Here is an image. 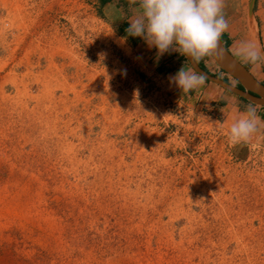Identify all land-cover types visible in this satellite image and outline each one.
Wrapping results in <instances>:
<instances>
[{
	"label": "rangeland",
	"instance_id": "374dc122",
	"mask_svg": "<svg viewBox=\"0 0 264 264\" xmlns=\"http://www.w3.org/2000/svg\"><path fill=\"white\" fill-rule=\"evenodd\" d=\"M250 1L221 39L264 85L234 54ZM215 87L232 102L179 98L92 0H0V264H264V128L228 143L263 108Z\"/></svg>",
	"mask_w": 264,
	"mask_h": 264
},
{
	"label": "clouds",
	"instance_id": "9594fccd",
	"mask_svg": "<svg viewBox=\"0 0 264 264\" xmlns=\"http://www.w3.org/2000/svg\"><path fill=\"white\" fill-rule=\"evenodd\" d=\"M136 5L128 19L127 35L142 38L157 54L169 50L187 55L194 62L214 54L228 24L222 14L224 0H129ZM254 67L264 64V49L252 41L242 40L234 51ZM205 75L183 65L170 77L183 93L198 89ZM217 123V122H216ZM223 123V122H219ZM264 128L256 109L249 105L240 111L238 106L228 129V143H248Z\"/></svg>",
	"mask_w": 264,
	"mask_h": 264
},
{
	"label": "crops",
	"instance_id": "0c3cea01",
	"mask_svg": "<svg viewBox=\"0 0 264 264\" xmlns=\"http://www.w3.org/2000/svg\"><path fill=\"white\" fill-rule=\"evenodd\" d=\"M92 1L93 4L98 7L103 19L113 28L117 37L121 39L135 53L138 59L144 63L146 70L152 76L163 79L165 85L171 88L179 98L181 97L182 99H192L196 101L200 99L202 102H205L212 97L217 96V100L223 101L225 106L232 102L230 97L220 91H217V87H215L218 85L217 83L207 78L205 79V82L202 86H200L198 89L191 90L188 93H183L178 87L175 86L174 83L170 81V77L173 76L182 65L185 68L193 69L197 73L200 72L194 68L187 55H180L176 51L169 50L168 52L158 56L156 48H150L142 38H133L127 35L126 29L128 28V19L132 15L133 8L137 7L136 5L130 4L129 0ZM221 41L223 42L222 39ZM224 43L225 42H223V44ZM239 62L245 67L241 61ZM195 63L204 72L218 78L215 72L211 69L213 66L217 67V63H215V60L211 55L206 56ZM211 84L216 85L212 86ZM262 108L263 109L258 111L257 115L261 121H264V107Z\"/></svg>",
	"mask_w": 264,
	"mask_h": 264
},
{
	"label": "water",
	"instance_id": "95a60500",
	"mask_svg": "<svg viewBox=\"0 0 264 264\" xmlns=\"http://www.w3.org/2000/svg\"><path fill=\"white\" fill-rule=\"evenodd\" d=\"M256 0H251L249 5V13L253 15ZM258 46L263 49L261 38L257 34ZM219 68L227 73L229 76L237 80L242 87L231 85L229 82L224 81L209 75L198 67V65L190 58V62L194 68L205 75V77L228 91L238 95L239 97L254 103L260 107H264V85L259 82L252 73L246 69L234 56L228 51L221 39L218 42L217 51L211 55Z\"/></svg>",
	"mask_w": 264,
	"mask_h": 264
},
{
	"label": "bare ground",
	"instance_id": "6f19581e",
	"mask_svg": "<svg viewBox=\"0 0 264 264\" xmlns=\"http://www.w3.org/2000/svg\"><path fill=\"white\" fill-rule=\"evenodd\" d=\"M244 14H245L246 19H247L248 28H249L250 32H252L250 36L253 37V30H254V27H255V32H254V33H255V35H256V37H257L256 23L251 19L250 15H248V11H247V10L245 11ZM263 37H264V34H263ZM255 40H256V44L258 45V41H257V39H255ZM254 42H255V41H254ZM253 76H254V75H253Z\"/></svg>",
	"mask_w": 264,
	"mask_h": 264
},
{
	"label": "flooded vegetation",
	"instance_id": "af4514ba",
	"mask_svg": "<svg viewBox=\"0 0 264 264\" xmlns=\"http://www.w3.org/2000/svg\"><path fill=\"white\" fill-rule=\"evenodd\" d=\"M239 84V83H238ZM238 87L242 88L240 85H238Z\"/></svg>",
	"mask_w": 264,
	"mask_h": 264
},
{
	"label": "trees",
	"instance_id": "16d2710c",
	"mask_svg": "<svg viewBox=\"0 0 264 264\" xmlns=\"http://www.w3.org/2000/svg\"><path fill=\"white\" fill-rule=\"evenodd\" d=\"M227 44V43H226ZM226 46V45H225ZM227 47V46H226ZM245 68H247L246 66H245ZM225 81V80H224Z\"/></svg>",
	"mask_w": 264,
	"mask_h": 264
}]
</instances>
